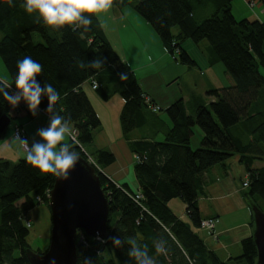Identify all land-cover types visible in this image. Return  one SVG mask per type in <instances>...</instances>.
Returning a JSON list of instances; mask_svg holds the SVG:
<instances>
[{"label": "trees", "instance_id": "1", "mask_svg": "<svg viewBox=\"0 0 264 264\" xmlns=\"http://www.w3.org/2000/svg\"><path fill=\"white\" fill-rule=\"evenodd\" d=\"M233 1L114 0L113 5L119 8L133 5L166 50L189 68L199 63L185 44L192 41L201 47L206 40L205 59L209 64L221 62L232 80L230 86L207 91L214 99L198 104L194 114L188 112L182 97L172 102L165 109L172 126L162 141H130L139 156L135 165L139 190H135L128 184L118 187L103 172L102 167L115 160L110 150H86L102 121L82 84L91 80L92 85L95 80L97 93L107 100L117 92L109 91L107 85L122 82L123 75H132L119 90L125 100L121 122L126 136L145 124L149 113L162 108L151 110V101L146 100L131 66L111 45L98 17L84 14L91 25L79 21L72 26L50 27L38 13L29 15L21 7L24 0H0V57L11 78V83L0 79V116L5 113L12 120V102L6 97L13 99L15 90L23 95L15 85L17 61L28 56L41 64V73L35 78L42 93L38 107L54 118L60 116L67 128L77 132V141L63 143L68 152L94 160L109 200L110 236L101 239L79 229L77 241L82 233L86 243L77 245L78 264H230L221 260L191 226L202 228L198 199L204 190L206 171L235 154L240 155L248 172L249 184L244 191L248 205L254 202L261 209L259 202L264 205V164L254 166L257 159L264 161V22L258 18L237 19ZM196 6H211L214 12L197 21ZM33 33L40 34L43 41L35 42ZM48 86L59 95L55 103H50ZM195 126L203 135L194 149L191 141ZM242 127L247 140L234 131ZM55 178L34 168L26 157L15 162L0 157V264H30L26 250L31 248L28 236L32 222L26 215L38 203L49 205L47 192ZM139 192L143 197L135 200ZM173 198L187 204L191 224L173 212L169 206ZM241 244L243 251L233 258L235 263L255 264L253 237L244 238ZM17 249L21 251L18 257L14 254Z\"/></svg>", "mask_w": 264, "mask_h": 264}, {"label": "crops", "instance_id": "2", "mask_svg": "<svg viewBox=\"0 0 264 264\" xmlns=\"http://www.w3.org/2000/svg\"><path fill=\"white\" fill-rule=\"evenodd\" d=\"M95 15L98 17L101 25H103L105 34L113 48L123 61L131 66L132 70L136 69L134 65L138 61L137 57H140L139 55L141 53L138 54L131 51L132 59L128 57L127 46L125 45L128 36L134 37L133 40L136 41L140 49H142L144 45L147 49L149 48L148 52L151 53L154 47H156V49L161 52L162 56L167 57L166 59H168L169 63H173L172 65L175 66V73L168 78L163 76L166 82H168V85L175 80L178 81L181 75L180 73L187 72L186 68H188V70L191 69L184 64L173 61L172 58L169 57L170 53L164 47L159 35L133 8L128 6L119 8L113 5L107 12H103L102 16L104 17H102L100 13ZM258 19L264 22V17ZM204 58L205 56L202 55L201 59L197 60L200 64L205 65ZM206 62L210 66V69L218 65L221 67L223 72L220 75V79L215 82L212 78L207 77V82L204 84V88L201 92L192 91L190 95L182 96L184 92L181 91L180 96L174 98L172 101L174 102L182 97L186 102L188 112L191 114H194L198 104H209L214 99L207 95V91L232 85V80L226 73L224 69L225 66L223 65L224 68L222 67L221 62L215 64H209L207 60ZM138 75H134V77L138 80L144 95L147 97L146 100L149 102L151 101V110H153V105L160 106L163 110L161 103L163 98L156 90L152 89L149 84L147 85L145 83L148 78L156 75V73L148 75V78ZM202 75L205 77L206 73L203 71ZM6 76V73L3 76L0 75V79L6 83H11L10 78ZM131 76L132 75H123L122 80L127 81ZM123 81L111 82V84L107 85L109 91H117L107 100L101 98L96 89L92 88L91 80H87L82 84L83 89L90 97L102 121V126L94 133L93 142L87 144L90 149H86L90 153L99 149L110 150L115 155V160L111 164L102 167L105 175L110 177L115 183L128 184L130 188L139 190V182L135 173V152L131 149L130 141L144 139L162 141L158 140L157 137L162 133L164 138L167 130L171 128L172 122L170 118L166 119L160 116L159 112L161 110L155 114L149 113L148 121L142 126L134 128L126 136L121 122V112L125 100L119 92L124 86ZM86 86H88V88H86ZM17 97H19L16 102L18 106L11 108L13 116L10 123L11 128L8 126L9 129H6L8 131H6L4 138L0 140V157L10 160L11 162L26 157V153L28 152L22 148L20 140L13 136L15 124L21 125L26 130V141L30 145L31 150L35 144L45 143L40 136V132L48 129L54 119L53 116L40 107H37L33 112L29 102L23 98L20 93L14 91L13 100H16ZM172 102H169L167 107ZM150 119H153V121H150ZM246 129L248 130V127ZM71 130V128H67L64 140L65 143L69 142L71 139L69 133ZM234 131L244 140L248 139L246 138V131H244L243 127L238 130L234 129ZM59 147L58 145L57 151H59ZM239 159L240 155L235 154L227 159L224 164H217L209 168L205 173L204 190L199 196L198 202L202 219H216L214 234L206 228L191 226L193 231L200 235L205 244L213 250L221 260L227 261L230 264H241V261H236L235 263L233 258L242 254L243 249L241 242L244 238L252 234V214L244 197V191L247 188L243 186L244 180L248 177V172ZM263 164V160L257 159L254 166L259 167ZM169 206L178 218L191 224L192 221L187 215V204L184 201L180 198H173L169 201ZM249 214H251V216L250 219L247 220ZM236 217H238V221H235Z\"/></svg>", "mask_w": 264, "mask_h": 264}, {"label": "water", "instance_id": "3", "mask_svg": "<svg viewBox=\"0 0 264 264\" xmlns=\"http://www.w3.org/2000/svg\"><path fill=\"white\" fill-rule=\"evenodd\" d=\"M264 1V0H263ZM11 123L8 114L0 116V135ZM74 155L73 167L67 178L56 177L50 191L52 214L50 243L44 252L26 250L30 264H78L77 232L83 229L89 236L107 239L110 236L109 200L102 188L96 168L79 153ZM252 211V234L257 249L255 264H264V210L249 203Z\"/></svg>", "mask_w": 264, "mask_h": 264}, {"label": "rangeland", "instance_id": "4", "mask_svg": "<svg viewBox=\"0 0 264 264\" xmlns=\"http://www.w3.org/2000/svg\"><path fill=\"white\" fill-rule=\"evenodd\" d=\"M250 2L251 0H234L233 1L232 10L237 19H242V18L255 19V18L264 17L263 2H261L260 0H255L254 5L250 4ZM128 7H131L135 11H137L133 5H129ZM195 9H196L195 18L197 21L203 20L204 18H206L207 16L211 15L214 12V8H212L211 6H207V7L196 6ZM100 14L101 16L103 15V13H100ZM177 30L178 29L175 27L174 32H176ZM127 38L128 40L126 41L125 45L127 46L126 49L128 52V57L132 59L131 51H133L134 53H138V54L141 53L139 55L140 57H137L138 61L134 65L136 69L132 70L134 71V75L139 74L138 76L140 77L146 76V78H148V75H151L152 73H156V75L148 78L145 81V83L147 85L149 84L152 87V89L156 90L158 94L163 98V100L161 101L163 110H161L159 113L161 117H164L166 119H169V116L167 112L165 111V109L167 108V104L169 102H172L174 98L179 97L181 91L184 92L182 96L190 95L192 91L201 92L202 89L204 88V84L207 82V77L212 78V80L216 82L217 80L220 79V75L223 72L219 65L216 67H212L210 69V66L207 64L206 59L204 58L205 65L200 64L198 62L199 66H195L191 68L190 70L186 68L187 72L185 73L181 72L180 73L181 75L179 76L178 81L175 80L173 83L168 85L167 84L168 82H166L163 76H166V78H168L175 73V66L172 65L173 63H169L168 59H166L167 57L162 56L161 52H159L156 49V47H154L153 52L149 53L148 52L149 48L147 49V47H144V45L142 46V49H140L137 46L136 41L133 40L134 39L133 36H128ZM33 40L35 42L43 41L42 37L38 33H33ZM201 44H203L201 47L200 46L198 47L192 41H188L185 44L187 45V48L189 49L191 54L194 56V58L198 60H200L203 55V49H205V46L207 45V41L205 40V42H201ZM169 57L172 58L173 61H177L174 58V56H172L171 54H169ZM202 61H203V58H202ZM221 65L224 68L223 64ZM203 71L204 73H206L205 77L202 75ZM261 71L264 74V68H261ZM5 73L7 75L6 77L10 78L9 73L0 57V75L3 76ZM86 88H88V86H86ZM263 106L264 104L262 105V107ZM150 121H153V119H150ZM9 127L11 128V124L9 125ZM71 131H69V133H71ZM202 135H203L202 129L199 126H195L194 135L191 141V145L194 149L199 146ZM157 139L158 140L164 139L162 136V133L159 134ZM86 148L90 149L89 146H86ZM135 161L136 162L139 161V158H137L136 154H135ZM117 186L121 187L122 185L117 183ZM129 195L133 196L130 192H129ZM259 204L264 210V205L260 202ZM250 216L251 214H249V217H247V220L250 219ZM26 217L29 218L30 221L32 222V225L29 227V236H28V241H29L31 248H33L34 250L38 252H44L48 248L49 243H50V231L52 227L51 210H50L49 205L46 203H38L34 208H32L31 210L27 212ZM238 220H239L238 217H236L235 221H238ZM14 254L16 257H18L21 255V251L17 249L15 250Z\"/></svg>", "mask_w": 264, "mask_h": 264}, {"label": "clouds", "instance_id": "5", "mask_svg": "<svg viewBox=\"0 0 264 264\" xmlns=\"http://www.w3.org/2000/svg\"><path fill=\"white\" fill-rule=\"evenodd\" d=\"M114 0H24L21 7L29 14L38 13L44 23L50 27H62L65 25H75L82 21L85 25H91L90 19H85L84 14H99L107 12L112 8ZM103 27V25H101ZM99 61H97V65ZM93 65V66H97ZM19 75L15 77V85L22 90L24 98L29 102L30 108L35 109L40 104L41 89L35 83V78L41 73L42 65L34 62L26 56L22 61H17ZM50 103H55L59 95L51 86L47 87ZM12 103H16L12 97H6ZM51 111V108L49 109ZM67 127L62 123V118L56 116L51 126L40 132V136L45 143L35 144L26 153L29 164L37 168L41 173H51L56 177L63 175L67 178V173L74 164V155L68 154V149L63 143ZM26 143V142H22ZM59 151H57V146ZM151 264V261L148 262Z\"/></svg>", "mask_w": 264, "mask_h": 264}, {"label": "built area", "instance_id": "6", "mask_svg": "<svg viewBox=\"0 0 264 264\" xmlns=\"http://www.w3.org/2000/svg\"><path fill=\"white\" fill-rule=\"evenodd\" d=\"M254 3H255V0H251L250 4L254 5ZM97 86H98V83L94 80L92 82L93 89L97 88ZM22 96L24 98V95H22ZM16 106H18L17 103H12V107L11 108H15ZM158 109H159V106H153V110L154 111H158ZM70 135H71V139L72 140L77 141V138H76L77 132L75 130L71 131ZM13 136L16 139L20 140L21 146H22L23 149H25L27 151L30 150V145L26 141V132H25L24 128L21 125L15 124L14 129H13ZM22 142H26V143H22ZM137 158H139L138 155H137ZM88 159H89V161L94 163V161H93V159L91 157H89ZM248 184H249V180L246 178L244 180V182H243V186L247 187ZM47 194H48V197H49L50 196V191L49 190H48ZM142 197H143L142 193L139 192L138 194H136L135 200L136 199L140 200ZM37 200L38 201H42V198L40 196H37ZM28 226H30V222L28 223ZM215 226H216V219L215 218L202 219V221H201V227L208 229L213 234H214ZM79 242L86 243L84 234H82V233L80 234Z\"/></svg>", "mask_w": 264, "mask_h": 264}, {"label": "bare ground", "instance_id": "7", "mask_svg": "<svg viewBox=\"0 0 264 264\" xmlns=\"http://www.w3.org/2000/svg\"><path fill=\"white\" fill-rule=\"evenodd\" d=\"M92 86V85H91ZM93 88V87H92Z\"/></svg>", "mask_w": 264, "mask_h": 264}]
</instances>
